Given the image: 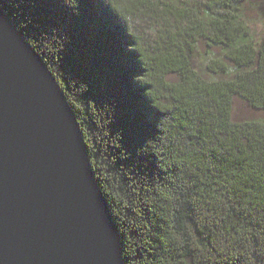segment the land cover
I'll list each match as a JSON object with an SVG mask.
<instances>
[{"label": "trees", "instance_id": "trees-1", "mask_svg": "<svg viewBox=\"0 0 264 264\" xmlns=\"http://www.w3.org/2000/svg\"><path fill=\"white\" fill-rule=\"evenodd\" d=\"M73 108L125 264H264V0H0ZM261 10V12H260Z\"/></svg>", "mask_w": 264, "mask_h": 264}, {"label": "water", "instance_id": "water-1", "mask_svg": "<svg viewBox=\"0 0 264 264\" xmlns=\"http://www.w3.org/2000/svg\"><path fill=\"white\" fill-rule=\"evenodd\" d=\"M0 264H125L67 95L1 6Z\"/></svg>", "mask_w": 264, "mask_h": 264}, {"label": "rangeland", "instance_id": "rangeland-1", "mask_svg": "<svg viewBox=\"0 0 264 264\" xmlns=\"http://www.w3.org/2000/svg\"><path fill=\"white\" fill-rule=\"evenodd\" d=\"M261 18L255 21V28L259 32L264 31V18ZM234 114L238 119L264 121V109H252L239 97L235 99Z\"/></svg>", "mask_w": 264, "mask_h": 264}]
</instances>
